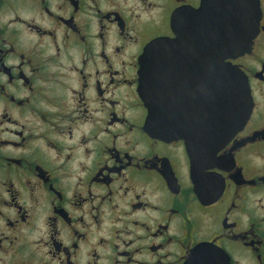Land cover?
I'll list each match as a JSON object with an SVG mask.
<instances>
[{"label":"flooded vegetation","instance_id":"obj_1","mask_svg":"<svg viewBox=\"0 0 264 264\" xmlns=\"http://www.w3.org/2000/svg\"><path fill=\"white\" fill-rule=\"evenodd\" d=\"M205 1L0 0V264H264V0L232 137L202 51L152 53L146 100L149 46Z\"/></svg>","mask_w":264,"mask_h":264},{"label":"water","instance_id":"obj_2","mask_svg":"<svg viewBox=\"0 0 264 264\" xmlns=\"http://www.w3.org/2000/svg\"><path fill=\"white\" fill-rule=\"evenodd\" d=\"M176 19L177 37L174 40H157L147 50V53L151 52V56L145 59L144 79L149 109L155 110L157 116H164V105L159 102L158 96L163 92L164 74L158 69L153 71L151 62L158 60L159 56H152V53H160V56L165 54L164 58H160L165 60L168 52L202 51L205 67L216 68L214 73L210 70L204 74V100L210 101L205 103V109L210 110V117L213 116V110H216L220 126L230 123L232 137L248 120L252 104L243 72L225 60L237 58L250 48L260 20L258 2L206 0L202 8L187 10ZM152 78L156 81L152 82ZM162 99L163 96L160 97L161 101ZM156 124V131L164 134L161 127L164 120L157 119ZM219 132L220 139H216L214 148L221 147L220 143L224 138V133L221 130Z\"/></svg>","mask_w":264,"mask_h":264}]
</instances>
